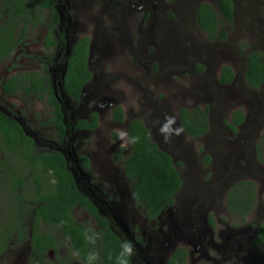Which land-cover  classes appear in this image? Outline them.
Returning a JSON list of instances; mask_svg holds the SVG:
<instances>
[{"label":"flooded vegetation","instance_id":"1","mask_svg":"<svg viewBox=\"0 0 264 264\" xmlns=\"http://www.w3.org/2000/svg\"><path fill=\"white\" fill-rule=\"evenodd\" d=\"M84 1H86L87 5L92 7L94 10L93 13L87 12V14H84V12H81L80 7L84 4ZM218 1L219 0H215L216 6H214L217 11ZM231 1L233 3L232 21H227L223 18V20H220L219 24L220 29L223 28L221 24L226 23V38L230 30L229 27L235 26L236 24L235 18L237 8L241 7V5H238L237 0ZM94 2L99 4L100 8L98 10L94 8ZM194 2L196 7L193 11V19L199 29L204 32L197 20L199 6L202 3H207L202 0H0V65L12 62V60L16 59L19 55L18 51L21 46L26 48L28 52L26 55L33 65L30 68H23L21 72L11 74L10 77L4 73V80L0 81V96L8 98L23 96L24 98H31V100L34 99L37 102H43L41 104L46 109L45 112L48 113L46 121L36 117L39 128L36 129L37 132H33L29 128L27 120L22 116L21 112L14 114L8 107L0 102V113L3 116L5 115L8 120L15 122L22 132L33 142V148H27L24 145L18 147L21 144L20 138H18L17 142L14 140L15 138H13L10 140V143H8L9 134L0 131V164L6 163L7 166L6 168L10 178V180L7 181L8 192L11 196L16 198L15 201L19 204L21 203L16 213L10 212L6 225L0 219V231L7 232L8 229L9 234L13 235L11 243L3 254L0 255L1 264L3 255L7 253L9 249H17V263L41 264L45 261L47 264H69L70 259L71 261L79 263L80 255L79 257H75L71 254L72 249L69 251L71 243L66 239L60 227L48 224L42 219L39 221L40 232L42 234L52 235L55 238L56 244L49 248L45 252L46 254H37L33 248L32 237L34 235L33 227L36 208L39 205H45V201H43L44 198H41L42 193L45 194L48 189L55 188L58 180V177L55 175L57 170L49 167L46 156L50 157L51 163L52 156L61 159L63 165L62 170L70 175L80 196L86 199L94 208L95 213H92L91 208L86 207L85 204L83 206L78 204L74 207L71 210V217L75 219L76 223L82 225L84 230L89 227L95 228V230L101 234L100 240L103 241L106 230L102 229L103 225L98 221V217L104 219L106 221L105 225L121 237L123 241L129 240L133 243L136 249V255L132 258L131 264L155 263L151 259L153 255L151 256L149 254L147 248L148 238L144 235L146 233L138 234L135 229H131L129 218L125 211L126 203L124 201V192L119 188V183L117 184V182H115L114 177L109 180L100 171V162L104 160V158L98 156L94 150L86 149V151H81L79 147L83 142L90 141L92 136L102 129V125L107 121H104L106 118L105 108L110 109L108 122L112 123V129H110L112 131V139L117 143L120 142L116 135L117 131L125 128L129 135V129L134 121L142 122L149 131L150 139L158 145L160 150L170 155L172 159L173 155H171V152L168 150L172 149L174 143L172 142V145H168L169 147H162L161 139H159V136L155 132V130L158 131V128L150 125L151 128L149 129V125L147 124L149 121L143 118L133 117L127 122L125 109L122 105L118 104V101L113 99L99 100L95 104L99 112H89L88 115L84 117L87 110L85 107V99L98 100V95L94 91L95 85L90 90L85 89L86 86L94 81V75L100 72L102 67L116 64L118 53L121 51L125 52L134 66L142 71L140 75L136 74L134 78H129L131 82H133L134 88L137 90L144 89V84L148 82L149 77L162 68L161 62H164L165 65L163 67L170 72L172 71L171 68H174V64L178 63L180 67L186 64L188 62V55L192 53L189 52L187 46L183 42L180 43V48L175 47L177 39L175 26L180 30L185 22H189L188 18L191 17L192 13L191 5H193ZM251 19L255 20L253 17H251ZM263 25L264 22L261 21L259 22V26L256 27L259 33H262ZM204 34H206V40L208 42L214 40L222 42L226 39H222L220 36L210 39L206 32H204ZM33 36L39 37V39L36 38L35 43L34 38L32 39ZM259 38L260 40L262 39V37ZM165 45H168L166 46L168 54H161V47ZM36 46H39L38 50H31L36 48ZM241 46L244 48V60L246 64L240 88L242 87L251 92H259L258 95H252L251 102L255 103L257 107L261 109L264 104L263 96L261 95L264 82L258 87H253L245 80L247 55L258 49L245 51L248 47L247 44L244 43ZM241 46H239L240 51ZM173 51L175 52V56L173 55ZM208 52H210L209 48L205 50V53ZM81 63L87 73L90 74V79L83 84L79 96L73 97L70 94L72 85L68 87L67 76L71 69L75 71ZM224 66V64L221 65L219 78L216 84L208 86V89L209 87L211 88L212 93L215 92V94H220L219 90L221 89L236 88L235 82L237 75L234 71L235 76L230 83H220L221 72ZM204 70L206 71L204 64L198 63L195 64V69H193L197 75H201ZM77 72L78 70L75 74H77ZM10 85H12V87ZM6 87H8V89L16 88V91L11 93L6 90ZM143 92H145V102L139 104L146 106L145 109H142V111H144L143 114L151 115L153 118L154 115L158 111L163 110L164 107L152 98V93L148 88L144 89ZM118 106L123 109L124 119L122 121L114 117L115 108ZM207 106L208 105L203 107V109ZM149 109L152 110L151 113ZM183 109L188 108L182 107L179 110L178 120L180 126H183L181 115ZM249 118L250 117L244 113V120L237 124L236 130L242 127L245 128V123ZM161 121H164V119ZM209 125V130L203 133L202 136L209 133L211 129L210 121ZM261 128L263 129V134L261 135L259 143L264 148L262 142V140H264V123ZM230 130L236 135V130L233 131L231 128ZM11 131L16 132L14 128L11 129ZM183 133L189 139L202 137L192 138L187 134L185 129ZM85 135L88 136L86 141L83 140ZM174 138L177 140L180 136H174ZM247 138L249 139V135H244L241 142L240 164H243V167L248 166L249 169H255V162L259 164V166L264 165V162L259 157L258 143H254V146L251 147L252 151L251 154H249L251 160L248 161L244 159L243 153L247 155L246 148L248 145H252L249 140L248 144L246 141ZM10 144L14 147H11ZM102 151L104 156L110 155L114 162L120 166L118 167L120 168L119 173L122 174L124 180H128L131 184L132 197V192H135V183L133 179L129 177L125 168L126 158L132 151L131 145L124 149L118 147L113 153L106 149ZM253 158H257V161L254 162ZM173 163L178 168L174 159ZM229 167H231L230 164H227V166L222 168L223 177L225 179L231 178V180L225 188V191L220 193L222 195L224 193L226 196L225 211L230 217V220H232L234 224H239V221L243 223L245 219L257 209L256 206H258L256 210L257 215H260V212L264 214V207H260L263 204L257 203V192L256 205L253 210L249 211L245 216H233V213L227 205V199L230 189L240 181L235 179L238 178L237 176L240 172L237 171L235 175L230 174L225 171L229 169ZM235 168H238V166H234V169ZM240 168H242V166H240ZM94 169H96V172ZM96 173L98 174L96 175ZM257 175L260 178H262V176L264 177V171L259 172ZM240 178L247 179L254 184L247 175L246 177ZM17 179L22 180L23 184L16 185ZM106 180L108 183H106ZM4 181L6 182L5 179ZM182 188L183 183L181 190ZM203 188L204 186H202V189ZM215 192L214 190L213 194ZM245 192L246 191H242V193ZM178 194L175 197V201ZM220 197L218 200H220ZM133 202L139 207L141 215L143 214L146 220L155 222V224L161 221L162 214L165 210L155 217H150L138 201L133 200ZM174 203L172 205H174ZM210 205H212V203ZM78 208L90 217L88 219H90L91 222L78 220L75 214ZM21 213L24 215L22 226L26 227L20 233L22 236L15 230V219H19L18 216ZM131 214H129V216H131ZM136 216L142 219L139 214ZM136 216L132 219L136 220ZM90 223H92V226ZM255 223L257 224L256 234H254V238H251V242L248 241L250 243L249 249L253 259L257 252L254 240L257 239L259 227L264 221L261 222L258 220V222L255 221ZM168 225L169 221L166 224L167 229ZM55 230L61 235L59 239L54 234ZM162 230L163 225L160 223V226L154 231L160 240L163 238ZM237 236L243 237V235L239 233ZM61 238H64L63 242H60ZM62 249H64V251H58ZM179 250L180 247L173 252L172 257L168 259V264L181 262L182 258H178L177 256ZM52 253L54 257L51 259L50 254ZM186 259L187 254L185 255V261ZM253 263L261 264L256 260H254Z\"/></svg>","mask_w":264,"mask_h":264},{"label":"rangeland","instance_id":"2","mask_svg":"<svg viewBox=\"0 0 264 264\" xmlns=\"http://www.w3.org/2000/svg\"><path fill=\"white\" fill-rule=\"evenodd\" d=\"M202 1L209 3L213 7L216 6L215 0ZM237 1L241 7L237 8L236 24L229 27L228 36L222 42L217 40L208 42L206 40V34L199 29L193 19V11L196 7L195 2L191 5L192 13L191 17L188 18L189 22L183 24L185 27L182 26L179 30L175 26L177 31L175 47L180 48V43L183 42L192 54L188 55V62L181 67L178 63L174 64L171 72L164 68L165 64L161 62L162 68L152 74L148 82L144 84V89L148 88L152 93V98L164 107L153 118L151 115L143 114L144 111L142 109H145L146 106L139 104L145 102L144 89H135L133 82L129 79L134 78L136 74L140 75L142 71L134 66L123 51L118 53L116 64L102 67V70L95 74L96 76L94 75V81L86 86L85 89L90 90L95 85L94 91L98 95V100L85 99L87 110L84 117L89 112H99L98 107H95L96 102L99 100L113 99L118 101V104L125 109L127 122L133 117L143 118L149 121L147 123L149 129L151 128L150 125L159 128V124L154 123V121H161L167 115H175L177 119L176 126H180L178 113L182 107L193 110L197 106L202 109L206 105L210 106L209 121L211 129L209 133L200 138L189 139L182 133L177 140L173 137L170 143H165L159 132L155 130L159 139H161L162 147H166L172 142L174 143V146L171 144L172 149L168 151L171 152L170 154L173 155V159L178 165L183 183V188L178 194L176 201L174 200V205L165 209L161 221L156 222V224L146 220L143 214V216L141 215L139 207L135 205L131 198L130 182L126 179L124 180L122 174L119 173L120 168L118 167L120 166L114 162L110 155H103L102 150L106 149L113 153L120 147L121 143H117L112 139V131L110 130L112 129V123L108 122L110 117L109 108H105L106 118L104 121H107L102 125V129L98 133L96 132L88 142L86 141L88 136L85 135L83 140L86 142L80 144L79 150L86 151V149H91L98 156L104 158L100 162V171L109 180L114 177L115 182L119 183V188L124 192L125 211L129 218L131 229H135L138 234L146 233L144 235L148 238L147 248L149 254L155 256L151 257L155 262L154 264H168V259L172 257L173 252L179 247L180 250L187 254L184 264H254V259L249 249V242L256 234L257 224L255 221H264V214L260 212V215H257L258 206H256L257 209L243 223L239 221V224H234L225 211L226 196L224 193L223 195L221 194L231 180V178L225 179L223 177L222 168L230 164L231 167L225 171L233 175L237 171L240 172L237 176L238 178H235L236 180H241L242 178L240 177H246L247 175L254 182L258 192L257 203H262L263 205L260 207H264V177L260 178L257 175L259 172L264 171V165L259 166L255 162L257 158H253L256 165L255 169H249L248 166L243 167V164H240L241 142L246 134L249 135V139L247 138L246 141L248 144L251 141L252 145L247 146V155L243 153L244 159L251 160L249 154H251V147L254 146V143H258L259 155L264 158V148L259 143L263 134L261 127L264 123V104L263 108L259 109L255 103L251 102L252 95H258L259 92H251L242 87V89L240 88L246 64L244 48L241 45L247 44L248 47L245 51L264 50V25L262 33L256 30L259 22H264V0ZM94 8L98 10L100 8L99 4L94 2ZM80 10L84 14L94 12L86 1L81 5ZM251 17L255 18V20H252ZM219 18L223 20L221 15H219ZM221 27L226 30V23H222ZM259 37H262V39L260 40ZM33 38L34 43L36 38L39 39L37 36H33ZM166 46L168 45L161 47V54H168ZM239 46H241V51ZM208 48L210 52L205 53ZM19 49V55L16 59L0 65V81L4 80V73L10 77L13 73L21 72L23 68L33 66L26 55L28 54L26 48L21 46ZM38 49L39 46H36V48L31 50ZM173 55L175 56L174 51ZM196 63L204 64L206 67V71L204 70L201 75H197L193 71ZM222 64L230 66L237 75L236 88L221 89L219 90L220 94H215L214 91V93L211 92L210 87L208 89V86L216 84ZM261 90L264 100V88ZM0 102L14 114L21 112L33 132H37L36 129L39 128L36 117L43 121L48 118V113L45 112L46 109L41 104L43 102H37L34 99L31 100V98H24L23 96L11 98L0 96ZM236 110H242L250 118L246 121L245 128H238L237 132L235 131L236 135H234L228 124L232 123L231 117ZM149 112L151 113L152 110L149 109ZM163 122L161 121L160 123ZM123 130L126 129L124 128ZM262 142L264 146V140ZM207 156L211 158L209 163L205 161ZM234 166H238V168L234 169ZM6 167V163L0 164V219L5 225L8 222L10 212L16 213L20 208V204L15 201L16 198L8 192L7 181L10 178ZM94 170L96 172V169ZM106 183H108L107 180ZM202 186H204L203 189ZM214 190L216 192L213 194ZM246 190L247 197H249L248 189ZM236 194L238 199H243L242 190H238ZM219 197L220 200H218ZM211 203L212 205H210ZM75 214L78 220L90 221L88 219L90 217L79 208L75 211ZM137 214L142 219L137 217ZM134 216H136V220L132 219ZM168 221L167 229L166 224ZM160 223L163 225L162 240L154 233ZM90 225L92 226V223ZM238 233L243 235V237L237 236ZM54 234L58 239L61 236L56 230ZM63 241L64 238H61L60 242ZM16 250L9 249L2 257V264H25L17 263L18 252ZM58 251H64V249ZM69 251H71V248ZM50 257L51 259L54 257L53 253L50 254ZM41 264L47 263L44 261Z\"/></svg>","mask_w":264,"mask_h":264},{"label":"trees","instance_id":"3","mask_svg":"<svg viewBox=\"0 0 264 264\" xmlns=\"http://www.w3.org/2000/svg\"><path fill=\"white\" fill-rule=\"evenodd\" d=\"M217 7L218 11L212 5L202 3L197 11V20L201 29L208 34L210 39L219 36L225 39L227 35L225 29H219V15L227 21H232L233 3L231 0H219ZM77 70L78 72L75 74ZM221 73L220 83L222 84L230 83L235 76L229 66H224ZM89 79L90 74L83 68L82 63L75 71L71 69L67 76L68 87L72 85L70 94L73 97H78L83 84ZM245 80L253 87H258L264 82L263 51L256 50L247 55ZM10 86L12 87V85ZM6 90L14 93L16 88L8 89L6 87ZM209 110L210 106L205 109L198 106L194 110L183 109L181 111L184 129L190 137H200L209 130ZM114 117L119 121L124 119L123 109L120 106L115 108ZM5 118L6 116L0 113V131L9 134L8 143L13 138H15L16 142L20 138L21 144L18 147L24 145L27 148H33L32 140L22 132L15 122ZM231 119L232 123L229 124V127L234 131L237 124L244 120V113L241 110H236L233 112ZM13 128L16 132L11 131ZM129 135L130 137L139 136L140 141L135 145H131L132 151L126 158L125 168L127 174L135 183L134 190L139 196L138 202L150 217H155L174 203L175 197L182 187V178L177 166L173 163L172 157L160 150L158 145L150 139L149 131L142 122L134 121L129 129ZM259 157L264 162V158L262 156ZM46 158L49 167L57 170L55 175L58 180L55 188L48 189L45 194L42 193L41 198H44L45 205H39L36 208L33 227L34 235L32 237L33 248L37 254H44L56 244L52 235L40 232L39 221L42 219L48 224L59 226L66 239L71 243V249L79 250V263L70 259L69 264H83L85 256L92 250V246L83 239L85 230L82 225L76 223L75 219L71 217V210L78 204L82 206L85 204L86 207L91 208L92 213H95L94 208L86 199L80 196L70 175L62 170L61 159L52 156L51 163L50 157L46 156ZM210 160L211 158L208 156L206 163H209ZM18 184L22 185L23 181L17 179L16 185ZM246 189H248L249 197H247ZM238 190L246 191L243 193V199L237 198L236 192ZM256 193L255 185L247 179H241L233 185L228 194L227 205L234 217L245 216L249 211L253 210L256 205ZM18 217L19 219H15V230L20 234L26 227L22 226L24 215L21 213ZM61 221L65 223L61 224ZM98 221L103 225L102 229L106 230L105 236L102 233L104 236L103 241L99 240L95 246V250L100 253L98 264H115L116 256L119 254L120 244L123 240L105 225L106 221L104 219L98 217ZM12 239L13 235L9 234L8 229L7 232L0 231V255L3 254ZM254 244L257 249L254 260L263 264L264 223L259 227V233L257 239L254 240ZM185 255L183 250H179L177 256L182 258L181 262L174 264H184Z\"/></svg>","mask_w":264,"mask_h":264},{"label":"clouds","instance_id":"4","mask_svg":"<svg viewBox=\"0 0 264 264\" xmlns=\"http://www.w3.org/2000/svg\"><path fill=\"white\" fill-rule=\"evenodd\" d=\"M154 123L159 124L158 132L163 137L165 143H170L174 136H180L184 132L183 126H176L177 119L175 115H167L164 119L163 123L159 121H154ZM117 138L120 140V148H128L129 145H135L140 141L139 136L129 137L128 132L126 130H118ZM114 142V141H113ZM134 201H138L139 196L137 193L132 192V197ZM65 223L61 221V224ZM83 239L86 243L92 246V250H90L84 259L83 264H98L100 260L99 251L95 250V246L97 242L101 239V234L95 230L93 227H89L85 229L83 232ZM75 257H79V250H72L71 253ZM136 255V249L133 243L129 240H124L120 244L119 254L116 256L115 264H131L132 258Z\"/></svg>","mask_w":264,"mask_h":264}]
</instances>
